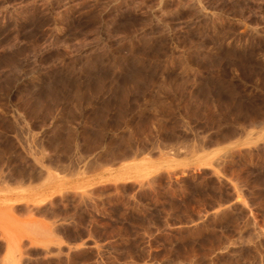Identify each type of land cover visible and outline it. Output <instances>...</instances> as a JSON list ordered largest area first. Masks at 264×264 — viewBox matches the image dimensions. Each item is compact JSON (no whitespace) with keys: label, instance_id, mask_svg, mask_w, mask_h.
Listing matches in <instances>:
<instances>
[{"label":"rangeland","instance_id":"rangeland-1","mask_svg":"<svg viewBox=\"0 0 264 264\" xmlns=\"http://www.w3.org/2000/svg\"><path fill=\"white\" fill-rule=\"evenodd\" d=\"M0 264H264V0H0Z\"/></svg>","mask_w":264,"mask_h":264}]
</instances>
